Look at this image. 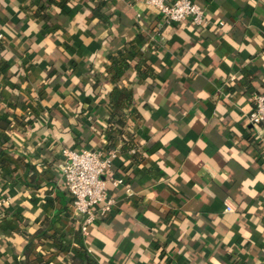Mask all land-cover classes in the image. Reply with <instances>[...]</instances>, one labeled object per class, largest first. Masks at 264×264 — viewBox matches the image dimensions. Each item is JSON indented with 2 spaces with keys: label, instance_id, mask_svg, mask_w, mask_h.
Masks as SVG:
<instances>
[{
  "label": "crops",
  "instance_id": "crops-1",
  "mask_svg": "<svg viewBox=\"0 0 264 264\" xmlns=\"http://www.w3.org/2000/svg\"><path fill=\"white\" fill-rule=\"evenodd\" d=\"M194 1L204 26L147 0H0V264H264V0ZM118 52L141 71L113 82ZM115 84L139 115L108 136ZM84 148L125 181L85 231L59 168Z\"/></svg>",
  "mask_w": 264,
  "mask_h": 264
},
{
  "label": "built area",
  "instance_id": "built-area-1",
  "mask_svg": "<svg viewBox=\"0 0 264 264\" xmlns=\"http://www.w3.org/2000/svg\"><path fill=\"white\" fill-rule=\"evenodd\" d=\"M147 4L158 11L163 23L187 20L197 26L208 23L204 7L194 0H176L172 3H167V0H147ZM251 102L253 109L248 114V120L264 139V93L252 96ZM63 154L64 161L59 168L71 198L73 214L81 218V227L85 231L87 226L105 219L111 213L115 199L110 195L109 183L114 187L124 185L123 178H106L117 152L84 148L65 149ZM10 204V197L0 199V222L5 218Z\"/></svg>",
  "mask_w": 264,
  "mask_h": 264
},
{
  "label": "trees",
  "instance_id": "trees-1",
  "mask_svg": "<svg viewBox=\"0 0 264 264\" xmlns=\"http://www.w3.org/2000/svg\"><path fill=\"white\" fill-rule=\"evenodd\" d=\"M94 12L95 15H97V17H99L101 20H107L104 15L100 14L96 10ZM111 59L112 66L109 68V74L112 75L111 80L113 82H117L120 79L124 78L132 67H134L138 72L141 71V62L138 61L135 65H132L131 62L126 58L125 53L123 52H118V54H112ZM242 82L246 85L247 78H242ZM108 99L110 106V116L108 119L109 125L106 133L108 136L121 135L123 134V130L127 127V123L130 116L139 115L138 111L136 109H133V92L132 90L126 87H119L115 84L108 92ZM125 135L128 136V141L125 142L123 146V151H133L134 157H139L141 152L138 150L137 142L134 137L135 134L126 132ZM87 263L93 264L92 260L90 259H87Z\"/></svg>",
  "mask_w": 264,
  "mask_h": 264
}]
</instances>
